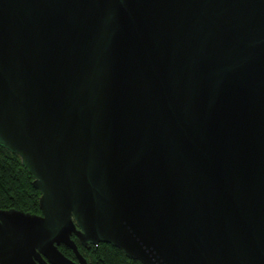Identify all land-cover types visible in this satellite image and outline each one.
<instances>
[{
	"label": "water",
	"instance_id": "1",
	"mask_svg": "<svg viewBox=\"0 0 264 264\" xmlns=\"http://www.w3.org/2000/svg\"><path fill=\"white\" fill-rule=\"evenodd\" d=\"M0 147V264H264V0H0Z\"/></svg>",
	"mask_w": 264,
	"mask_h": 264
},
{
	"label": "trees",
	"instance_id": "2",
	"mask_svg": "<svg viewBox=\"0 0 264 264\" xmlns=\"http://www.w3.org/2000/svg\"><path fill=\"white\" fill-rule=\"evenodd\" d=\"M32 181L33 179L21 165L19 157L0 147V209H15L39 215L40 194L33 188ZM72 239L88 264H140L126 258L120 250L108 244H99L84 249L74 236ZM59 249L65 257L76 260L71 250L63 246Z\"/></svg>",
	"mask_w": 264,
	"mask_h": 264
}]
</instances>
